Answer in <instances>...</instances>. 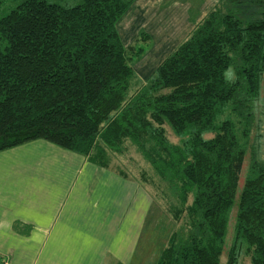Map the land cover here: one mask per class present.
<instances>
[{
	"label": "trees",
	"instance_id": "1",
	"mask_svg": "<svg viewBox=\"0 0 264 264\" xmlns=\"http://www.w3.org/2000/svg\"><path fill=\"white\" fill-rule=\"evenodd\" d=\"M132 1L0 0V149L42 137L109 166L127 139L187 217L153 264H220L229 226L225 264H239L243 245L264 264V160L250 142L264 99V0H221L129 93L143 50L116 23Z\"/></svg>",
	"mask_w": 264,
	"mask_h": 264
},
{
	"label": "crops",
	"instance_id": "2",
	"mask_svg": "<svg viewBox=\"0 0 264 264\" xmlns=\"http://www.w3.org/2000/svg\"><path fill=\"white\" fill-rule=\"evenodd\" d=\"M161 2L167 12H158ZM220 2L133 0L126 9L129 18H119L117 28L125 45L142 47L141 56L174 50ZM149 15L151 26L140 30ZM152 66L141 65L144 71ZM152 205L148 184L46 138L0 149L5 264H135L145 255L138 249L150 227Z\"/></svg>",
	"mask_w": 264,
	"mask_h": 264
},
{
	"label": "rangeland",
	"instance_id": "3",
	"mask_svg": "<svg viewBox=\"0 0 264 264\" xmlns=\"http://www.w3.org/2000/svg\"><path fill=\"white\" fill-rule=\"evenodd\" d=\"M60 3L66 4V3H74L78 0H55ZM164 2H161L160 4H157V10L167 12L166 6L164 5ZM170 6V5H169ZM168 7V6H167ZM169 8V7H168ZM249 8V5H242L240 7L239 13L242 16H248L249 11H247ZM245 12L243 13V11ZM243 10V11H242ZM242 11V13H241ZM254 11H258L254 10ZM125 11L119 18L122 20H127L129 18V13H126ZM257 15H260L259 12ZM149 18L147 20L148 24H143L140 27V30L142 27L151 26V19ZM119 19L117 20L118 23ZM116 23V24H117ZM166 23V22H165ZM118 27V26H117ZM119 30V28H118ZM144 42H139V45H145ZM145 47V46H144ZM149 51V50H147ZM172 50H150L145 56L139 55L137 58L136 56L131 59V63L135 66V75L133 78V81L131 83V86L129 91L132 92L137 89L138 83L140 81L145 80L144 78L147 75H150L153 73L156 65L158 64L159 59L164 58L168 53H170ZM144 53V52H143ZM142 64H145L147 66L153 65V70L144 71L141 67ZM136 71L139 73V76L136 74ZM232 67H229L227 70V74H232ZM143 76V77H141ZM149 77V76H148ZM135 81L134 86H132L133 82ZM166 126V133L168 138L171 141L177 142L179 140V137L174 134V132L171 130V128L168 125ZM251 139L250 142L253 143L255 146V150L257 153V156L264 160V99H260V107L258 109V112H256L254 124L251 126ZM207 135H210L208 133ZM125 149L121 152H113L111 151L109 153V164L115 165L119 168H122L125 170V172H128L138 178L139 180L145 179L147 181L146 183L149 185V188L151 192L153 193V205L150 212L151 218L148 223L150 227L148 229H145V235H143L141 243L143 242V247H139L138 250L142 248V251L145 250V255L141 253L142 257H140L135 264H153L154 260L156 259L160 249L168 242V237L171 234L172 231L180 232L185 229L187 222V217L182 212L179 215H175V212L177 208L175 207L179 205V198L175 193L172 192L170 189L169 184L162 180L161 177L154 171L152 166L150 165L149 161H147L143 155L135 148L133 144L130 143L129 140H124ZM249 163V159L246 158L242 170V176H244V172L247 170ZM143 172V173H142ZM145 177V178H143ZM191 197H189L190 201ZM233 228L232 226H229L228 233L226 235V245L225 249L220 255V264H225L226 260V253L229 245L231 244L233 240ZM140 243V244H141ZM239 264H253L250 260L249 253L245 250L244 245L240 247V255H239Z\"/></svg>",
	"mask_w": 264,
	"mask_h": 264
}]
</instances>
